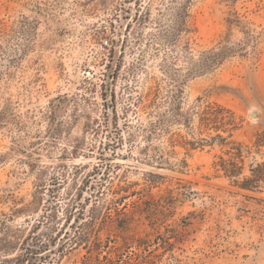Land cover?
Segmentation results:
<instances>
[{
  "label": "rangeland",
  "instance_id": "1",
  "mask_svg": "<svg viewBox=\"0 0 264 264\" xmlns=\"http://www.w3.org/2000/svg\"><path fill=\"white\" fill-rule=\"evenodd\" d=\"M213 52L220 63L201 65ZM213 102L239 125L230 135L198 129L193 112ZM148 126L169 130L152 141L163 164L139 153ZM262 132L264 0H0V261L25 241L32 264H81L88 232L127 242L132 263L264 264V185L242 190L216 169L240 145L241 180L264 160ZM108 163L102 197L134 191L127 229L104 207L83 225Z\"/></svg>",
  "mask_w": 264,
  "mask_h": 264
},
{
  "label": "trees",
  "instance_id": "2",
  "mask_svg": "<svg viewBox=\"0 0 264 264\" xmlns=\"http://www.w3.org/2000/svg\"><path fill=\"white\" fill-rule=\"evenodd\" d=\"M224 58V55L220 52H213L209 56H206L205 58H200L201 65L209 64V65H216L220 63V61ZM197 118H198V129H213L214 131L222 130L227 131L228 135L231 134L233 130H236L239 128V125L235 123L232 112L225 108L224 106L216 103H206L201 109L193 112ZM173 121L175 123L177 122H188V119L184 118L183 115L179 112L177 107H174V114H173ZM226 125H231V127H227ZM141 134L142 138L144 140V143L139 151V153L142 155L143 159L148 161V163L151 164H163L166 162V158L164 157L165 152L161 151L157 146H154L152 141L154 138L165 135L169 133V130L167 129H156L155 127L148 126L141 128ZM215 137H221L219 133H216L214 136H212V139ZM224 139V138H221ZM167 142V146H173V134H169L167 139H165ZM184 144H189L191 148L194 147L193 142H185ZM254 145L256 147L264 146V132L261 134H258V137L254 141ZM114 154V151H113ZM185 162L181 160V164H184ZM242 163H243V154L241 146H235L231 147L229 150L226 151V156H219L218 159V167L217 170H221L223 175L233 179L234 183L233 185L238 187L242 190H248L253 191L262 185H264V160L255 162L254 164H250L248 167V173L246 175H243L241 180H237V178L242 173ZM117 164L114 165L116 167ZM156 165V166H158ZM99 165H94L92 167V174L95 175L96 173H101L99 171ZM109 163L106 164V167L104 171L102 172V175L99 177V181L96 184H91L90 188H92L94 191L91 193L88 197H86L85 203H87L92 197L91 204H90V216L88 219H85L83 221V225L90 226L91 224H94L98 220V209L105 208L107 211L104 212L102 215V219L104 220H110L114 221L116 220L118 228L127 229L126 226V218H124V215L126 214V202L125 199L134 194V191H130V187L125 184L121 185L120 183H117L116 185L112 184L108 187L107 191L111 194L109 198H103L102 193L106 192L105 190L101 191L102 185H103V179L107 178V174L110 170ZM156 175L152 172H148L146 174V180L149 181V183H153V177ZM120 180V179H119ZM114 212V215L116 216L113 218V214L111 212ZM147 218L149 219L150 215L153 213L152 210H146L144 211ZM150 220V219H149ZM97 234V233H95ZM90 233L88 232H82L78 235L76 239L79 241L85 242L87 244V250L88 255H86L81 264H120L121 262H125L126 264H145L147 259V254L144 255L143 252L141 254H136L135 262H131V260H125L123 259V252L121 251V248H123V251H128L130 245H128L127 242H124L123 246H117L114 247V249L108 244L102 243V241L99 240L97 237H93L91 241L86 239ZM138 243L136 244L137 248H141L143 251L147 252V246L148 242L145 239L138 238L136 240ZM31 246L28 245L25 241H22L19 244L18 250L19 253H15L14 255L10 257H4L0 264H32L30 262V259L27 258L28 252L30 251ZM106 250L104 254H102V251ZM114 252V256L111 255V253ZM101 254V257H100ZM128 259H131L130 257ZM34 264V263H33Z\"/></svg>",
  "mask_w": 264,
  "mask_h": 264
}]
</instances>
